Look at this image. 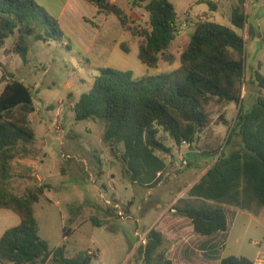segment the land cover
I'll use <instances>...</instances> for the list:
<instances>
[{
  "label": "trees",
  "instance_id": "1",
  "mask_svg": "<svg viewBox=\"0 0 264 264\" xmlns=\"http://www.w3.org/2000/svg\"><path fill=\"white\" fill-rule=\"evenodd\" d=\"M87 1L98 14L116 16L120 27L138 38L142 64L156 68L161 60L174 62L176 56L170 47L179 37L180 25L170 0H133L135 6L146 4L148 26L134 20L116 1ZM243 5L234 8L230 17L231 25L240 30L249 24ZM11 37L17 38L15 50L25 62L31 39L71 43L59 21L34 0H0V48ZM246 42L247 38L230 26L211 20L198 22L190 42L180 52L178 69L136 78L131 71L101 68L90 90L71 107L76 121H103L104 142L112 152L123 146L117 155L124 174L134 184L153 188L168 168L164 155L172 151L161 133L168 135L176 147L189 144L197 149L200 135L213 123L210 105H235L224 147L204 152L216 160L189 189L188 197L179 199L174 207L190 219L195 233L201 236L228 230L225 206L254 214L264 209V74L260 67L251 74L258 96L248 107L251 104L246 105L242 96ZM120 48L130 51L125 43ZM35 112L31 87L12 76L0 94L2 171L18 155L19 145L36 141L30 120ZM34 180L24 194L0 186V208L13 211L21 220L0 238V264H41L46 254L53 264H91L90 252L68 258L65 244L51 249L40 237L35 204L49 186ZM164 247L163 234L154 228L149 230L147 243L139 251L143 264H175ZM219 264L256 263L247 257L228 256Z\"/></svg>",
  "mask_w": 264,
  "mask_h": 264
},
{
  "label": "rangeland",
  "instance_id": "2",
  "mask_svg": "<svg viewBox=\"0 0 264 264\" xmlns=\"http://www.w3.org/2000/svg\"><path fill=\"white\" fill-rule=\"evenodd\" d=\"M170 1L179 15V37L170 47L176 58L173 63L161 60L156 68L142 64L138 56V38L125 32L116 16L95 23L87 10L77 4L73 5L70 21H61L71 43L67 40L45 43L31 39L26 62L15 50L16 37L7 39L0 48V94L12 76L31 87L36 112L30 119L37 138L32 144L17 147L18 155L10 161L6 171H2L0 160V186L24 194L34 185V175L42 176L49 188L35 204L39 235L51 249L65 244L68 258L87 251L93 256L91 264H143L139 252L143 245L141 237L147 236L153 228L159 231L167 222L172 223V220L165 219L158 224L161 216L176 214L172 210L179 199L188 196V192L177 197L193 172L199 174L213 165L216 158L204 156L202 151L224 147L229 124L237 109L232 105L224 111L225 104L213 102L210 105L213 123L206 130L205 139L212 142H208L207 147L199 142L197 149L201 152L197 157L186 153L190 146L180 152L181 148L176 147L168 135L161 133L164 143L172 151L164 155L168 163L162 176L165 187L150 190L132 183L124 174L117 155L123 151V146L112 152L110 145L104 142L105 123L101 120L76 121L71 111L80 96L90 90L101 68L131 71L136 78L170 73L180 67V52L190 42L196 24L211 20L230 26L248 38L242 96L246 105L251 104L248 107L256 102L257 88L250 79L253 67L257 69L259 61L264 74V40L262 43L255 40L260 30L264 32V0H243L244 5L242 0ZM116 2L134 20L148 26L146 4L135 6L133 0ZM40 5L57 19L60 6ZM241 5L245 7L249 23L243 30L230 23L233 9ZM121 43L129 46V53L120 48ZM238 142L236 139L235 144ZM173 154L174 163L170 159ZM180 156L187 161L184 168L179 167ZM199 162L200 170L196 166ZM126 207L131 209V214ZM106 215L111 217L110 222L105 221ZM241 216L245 226L238 224L234 227L221 253L225 256L244 255L264 264V210L256 221L247 215ZM73 219L77 221L74 223ZM96 220L103 224L97 225ZM168 246L166 244L164 248L170 249ZM41 264L53 263L49 256Z\"/></svg>",
  "mask_w": 264,
  "mask_h": 264
},
{
  "label": "crops",
  "instance_id": "3",
  "mask_svg": "<svg viewBox=\"0 0 264 264\" xmlns=\"http://www.w3.org/2000/svg\"><path fill=\"white\" fill-rule=\"evenodd\" d=\"M34 1H36L39 4H56L60 6V11H59L57 20L59 21V23L61 24V27L63 28L65 32L67 30L65 26L62 25L61 21H70V15H71V12L73 11L72 8L74 4H77L78 6H82V8L87 10L88 16H90L91 20L94 21L95 23H97V21H100V20H102L101 22L103 23L107 21V18H108L104 15L98 14L96 9L87 0H34ZM113 1H116V0H113ZM98 33H99V30H98ZM258 33L259 34L257 35V38L255 40H257L258 43H262V40H264L263 29L260 30ZM93 40L90 41L91 44L94 43ZM262 45H264V43ZM261 64L262 62L259 61L257 69H259ZM261 68H260V71L262 72L263 70ZM253 69L255 70L256 68L253 67ZM229 107H231V105H227L224 111H226V109H228ZM206 136H207L206 131H204L200 135V143L204 144L205 146L207 145L208 142L210 144L212 142L211 140H209V138L205 139ZM180 148H181L180 149V152H181L182 149H188L189 147L186 145H182ZM200 152L201 151L198 149L191 148L190 151L186 153L196 156ZM202 153L204 154V151H202ZM174 155L175 154L170 156L172 163H174V159H175ZM199 164L200 162L196 165L197 168L200 167ZM211 166L212 164L209 167H207V169L203 170L199 174L196 172H193L194 174L191 177L190 181L185 183L186 185V186L184 185L185 188L183 189V191H181V193L179 194L177 198L181 197L183 193H187L189 189L204 176V174L208 171V169ZM198 170H200V168ZM184 175L185 174L183 173L182 176ZM34 178L38 181L39 185H42V184L45 185L44 180L40 174H35ZM163 187H165V185L163 183V180H161L158 185H156L153 188H150V190L151 189H162ZM225 208H226V214H227V219H228V230L226 232H219L211 236H201L195 233L190 219L184 216L183 214L179 213L175 209L172 211L173 213H176V214L170 215V216L163 215L160 217L161 219L158 224H160L165 219L172 220V223L167 222L165 226L162 227L159 231L164 236V245L166 244L169 245L168 247L170 249H167L168 250L167 255L174 261L175 264H219L223 258L228 257L225 255H222L221 251L223 248L227 246V243L230 240V235L234 227L237 226L238 224L245 226V222L241 215H247L251 219L256 221L262 215L263 210H264V209H260L257 211L256 214H254L249 211L241 210V209H238L232 206H225ZM227 210L229 211V213H227ZM126 211L131 214L130 208L126 207ZM110 220H111V217L109 216L107 217L106 215L105 221L110 222ZM76 221H77L76 219H73L74 223ZM20 222H21L20 217L17 214H15L13 211L0 208V238L3 236V234L8 229L18 226ZM96 224L101 226L103 223L100 224L99 221L96 220ZM241 256L247 257L244 255H240L238 257H241ZM247 258L253 260L256 264H262V262H259L258 259H253L251 257H247Z\"/></svg>",
  "mask_w": 264,
  "mask_h": 264
},
{
  "label": "built area",
  "instance_id": "4",
  "mask_svg": "<svg viewBox=\"0 0 264 264\" xmlns=\"http://www.w3.org/2000/svg\"><path fill=\"white\" fill-rule=\"evenodd\" d=\"M187 146H189V144H186ZM180 160H181V166H179L180 168H184L187 165V161L185 158H183L182 156H180ZM118 207V206H117ZM120 215H122V213L120 212ZM141 243L143 245H145L147 243V236H142L141 237Z\"/></svg>",
  "mask_w": 264,
  "mask_h": 264
},
{
  "label": "water",
  "instance_id": "5",
  "mask_svg": "<svg viewBox=\"0 0 264 264\" xmlns=\"http://www.w3.org/2000/svg\"><path fill=\"white\" fill-rule=\"evenodd\" d=\"M49 256L50 254H46L45 257L41 260V262L44 263Z\"/></svg>",
  "mask_w": 264,
  "mask_h": 264
}]
</instances>
